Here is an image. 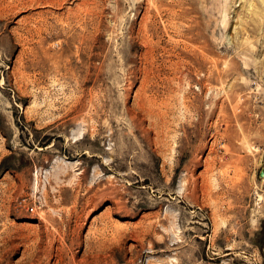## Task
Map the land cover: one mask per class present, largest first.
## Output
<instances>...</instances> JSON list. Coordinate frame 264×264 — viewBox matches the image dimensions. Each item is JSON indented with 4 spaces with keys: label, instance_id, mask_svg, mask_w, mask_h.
I'll return each mask as SVG.
<instances>
[{
    "label": "rangeland",
    "instance_id": "1",
    "mask_svg": "<svg viewBox=\"0 0 264 264\" xmlns=\"http://www.w3.org/2000/svg\"><path fill=\"white\" fill-rule=\"evenodd\" d=\"M0 264H264V0H0Z\"/></svg>",
    "mask_w": 264,
    "mask_h": 264
}]
</instances>
